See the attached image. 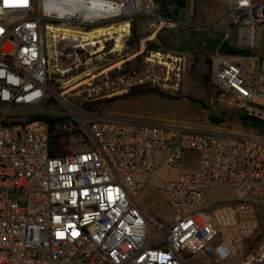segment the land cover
Returning a JSON list of instances; mask_svg holds the SVG:
<instances>
[{"label":"built area","instance_id":"1","mask_svg":"<svg viewBox=\"0 0 264 264\" xmlns=\"http://www.w3.org/2000/svg\"><path fill=\"white\" fill-rule=\"evenodd\" d=\"M241 47L264 39V0H222ZM156 18L154 0H0V264H264V245L251 247L264 198V134H226L184 125L163 126L100 117L88 124L86 149L51 155L44 121L19 122L24 108L41 104L50 60L60 42L72 52L95 46L65 34L88 33L100 23L126 26L134 17ZM118 36V35H117ZM45 37L51 55L45 54ZM89 41L83 42L88 43ZM146 42V41H143ZM81 45V46H80ZM215 82L245 114L264 123V71L217 54ZM156 151L166 153L158 165ZM193 153L187 166L185 158ZM213 185L226 186L230 202L209 201ZM152 186L170 218L147 211L140 199Z\"/></svg>","mask_w":264,"mask_h":264},{"label":"rangeland","instance_id":"2","mask_svg":"<svg viewBox=\"0 0 264 264\" xmlns=\"http://www.w3.org/2000/svg\"><path fill=\"white\" fill-rule=\"evenodd\" d=\"M154 2L157 14L170 17L176 21L175 26H161L156 18L134 17L130 36L122 45L117 42L119 32L115 29L121 19L100 23L97 28H112L113 34H118L114 35L116 41L105 44V47L98 46L101 48L99 51L87 49L90 53L96 51L92 56L78 50V56L73 53L71 57L72 44L60 42L58 51L64 55L58 61L50 60L44 101L37 106L24 107L15 116L16 120L29 122L38 115L66 118L65 124L71 125L66 128V151L69 154L87 148L88 124L100 117L112 116L163 126L184 125L209 132L242 130L264 134L261 127L264 125L257 127L252 122L245 124L241 120L244 109L215 82L217 54L230 58L246 71L250 70L251 58L257 56L264 71V39L258 47L248 48L238 44L236 31L227 36L229 16L227 4L222 0ZM134 33L139 37L135 47L131 45ZM50 49L49 40L45 37L47 56L51 55ZM139 84L154 91L111 100ZM4 107L0 105V108ZM166 157L163 151L154 154L158 165ZM193 157V153L187 154V166H194L190 161ZM227 189L226 186L213 185L209 201L230 202L231 194ZM258 201L259 227L249 241L251 247L264 245V198ZM140 202L154 215L171 216V211L152 186L147 187ZM190 264L215 263L205 257L193 256Z\"/></svg>","mask_w":264,"mask_h":264},{"label":"trees","instance_id":"3","mask_svg":"<svg viewBox=\"0 0 264 264\" xmlns=\"http://www.w3.org/2000/svg\"><path fill=\"white\" fill-rule=\"evenodd\" d=\"M138 35L133 34V40L131 43L132 46H136L138 42ZM154 91L151 88H148L146 85H136L130 88L129 92L121 95V96H115L111 100L125 98V97H131V96H138L140 94H145L148 92ZM192 100V99H191ZM44 121L48 125V130L51 135V155L52 156H64L68 155L69 153L66 151L67 142H68V135H67V126L70 127V124H65L66 118H53L51 116L46 115H38L35 117H32L31 121ZM241 120L246 124L247 121L252 122L251 124L253 126H261L264 125L263 122H260L259 120L252 119L244 114V116L241 118ZM261 123V124H259ZM262 127V130L264 131V127ZM88 145V144H87Z\"/></svg>","mask_w":264,"mask_h":264},{"label":"bare ground","instance_id":"4","mask_svg":"<svg viewBox=\"0 0 264 264\" xmlns=\"http://www.w3.org/2000/svg\"><path fill=\"white\" fill-rule=\"evenodd\" d=\"M115 29H117V32H119V36L117 38V42L119 43L121 38L123 37L124 30L127 28H126V26H119L118 28H115ZM65 34H72L73 36H78V37L82 38V40H81L82 46H86V45L95 46L98 43H100V40L96 41L95 39L100 38L101 36L113 34V32H112V28H107V29H99L98 31L90 32V33H77V32L71 33L69 31H66ZM85 41H89V42L83 44V42H85ZM99 50H101V48H99L98 51ZM167 66H170L169 63H167Z\"/></svg>","mask_w":264,"mask_h":264},{"label":"crops","instance_id":"5","mask_svg":"<svg viewBox=\"0 0 264 264\" xmlns=\"http://www.w3.org/2000/svg\"><path fill=\"white\" fill-rule=\"evenodd\" d=\"M111 118H115V117H112V116H110ZM117 119H120V118H117ZM121 120H123V119H121ZM126 121V120H125ZM129 122H135V121H129ZM242 130H239V131H229V132H225V131H218L219 133L220 132H222V133H226V134H247L248 132H241ZM213 132H216V131H213ZM212 262H213V260H212Z\"/></svg>","mask_w":264,"mask_h":264}]
</instances>
